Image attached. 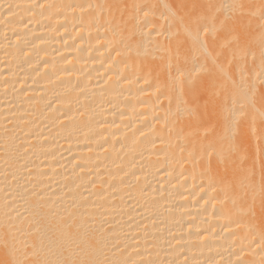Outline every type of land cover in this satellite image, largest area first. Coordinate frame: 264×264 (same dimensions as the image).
<instances>
[{"label":"bare ground","instance_id":"bare-ground-1","mask_svg":"<svg viewBox=\"0 0 264 264\" xmlns=\"http://www.w3.org/2000/svg\"><path fill=\"white\" fill-rule=\"evenodd\" d=\"M184 2L0 0V264H264V0Z\"/></svg>","mask_w":264,"mask_h":264},{"label":"snow or ice","instance_id":"snow-or-ice-1","mask_svg":"<svg viewBox=\"0 0 264 264\" xmlns=\"http://www.w3.org/2000/svg\"><path fill=\"white\" fill-rule=\"evenodd\" d=\"M144 7L146 8L147 6ZM187 7L188 6L184 0H175V3L169 7V14L174 20H183L184 12ZM232 7L235 9L236 13H238L237 19L244 15L246 5L243 0H236ZM143 14L147 16L148 12L145 10ZM232 46L234 52H244V37L242 31L238 27L233 29ZM262 58H264V53H262ZM217 70L225 78L230 75L223 64L217 65ZM262 84H264V80H262ZM201 97H206V90L201 93ZM259 102L261 103L262 109H264V92H261ZM207 103H210V101L206 102V106ZM253 103H255V100ZM243 116V113L233 114V118L231 120L230 147L228 152L222 153L220 156V162H222L225 166L228 164L233 155H247L245 144L250 135V126L246 125V122L243 120ZM258 143L261 147L262 153H264V113H262L261 116V128L259 131ZM261 213L264 214V205L261 206Z\"/></svg>","mask_w":264,"mask_h":264}]
</instances>
